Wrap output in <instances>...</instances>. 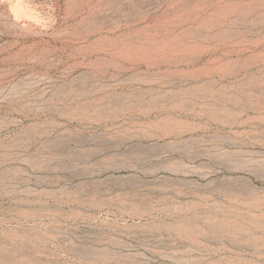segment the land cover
<instances>
[{"label": "rangeland", "instance_id": "rangeland-1", "mask_svg": "<svg viewBox=\"0 0 264 264\" xmlns=\"http://www.w3.org/2000/svg\"><path fill=\"white\" fill-rule=\"evenodd\" d=\"M0 264H264V0H0Z\"/></svg>", "mask_w": 264, "mask_h": 264}]
</instances>
